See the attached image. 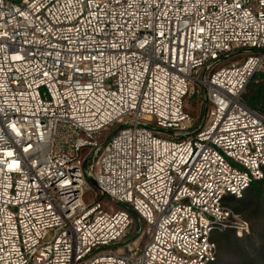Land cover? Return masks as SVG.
Here are the masks:
<instances>
[{"label": "built area", "instance_id": "built-area-1", "mask_svg": "<svg viewBox=\"0 0 264 264\" xmlns=\"http://www.w3.org/2000/svg\"><path fill=\"white\" fill-rule=\"evenodd\" d=\"M263 67L264 0H0V264L213 263L264 179Z\"/></svg>", "mask_w": 264, "mask_h": 264}, {"label": "trees", "instance_id": "trees-1", "mask_svg": "<svg viewBox=\"0 0 264 264\" xmlns=\"http://www.w3.org/2000/svg\"><path fill=\"white\" fill-rule=\"evenodd\" d=\"M193 100L194 111L191 114L194 117V125L201 123V117L205 114V104L207 98L204 91L200 95L190 98ZM243 101L258 111L264 113V71L257 72L247 84L243 94ZM201 104V108L199 109ZM204 108V109H203ZM108 199L99 196L98 200ZM224 204L230 205L237 212L245 213V219L251 224L252 233L237 235L234 228H228L223 231H215L212 239L216 242L218 254L216 260L211 264H264V179L253 181L244 191L242 197L227 196ZM252 208V210H250ZM136 228L132 235H127L125 239L134 240L137 238L138 219L135 213H132ZM232 255L231 259L228 257ZM225 256V257H224Z\"/></svg>", "mask_w": 264, "mask_h": 264}, {"label": "rangeland", "instance_id": "rangeland-1", "mask_svg": "<svg viewBox=\"0 0 264 264\" xmlns=\"http://www.w3.org/2000/svg\"><path fill=\"white\" fill-rule=\"evenodd\" d=\"M262 70L264 71V67L262 68ZM189 109H190V111L192 112V111H194L195 110V108L196 107H194V105H193V100L191 99L190 101H189ZM208 107H209V105H208V103L207 104H205V114H206V112L208 111ZM201 108V104H200V107H199V109ZM197 109V108H196ZM204 109V108H203ZM197 112H198V110H196V114L194 115V114H192V115H194L195 117H197L198 116V114H197ZM193 113V112H192ZM205 114H204V116H202L201 118V122L204 120V118H205ZM114 131V129H109L107 132H106V134L107 135H109V134H111L112 132ZM162 137H165V138H168V136H166V135H161ZM105 204H106V206L108 205V199H101ZM227 207H229V208H231L236 214H240L241 215V217L244 219V220H246L245 218V213H243V212H237V211H235L234 209H233V207H231L230 205H227V204H225ZM121 206V204L119 205V206H115V208H121L120 207ZM250 210H252V208L250 209ZM247 221V220H246ZM138 227L140 226V224L138 223V225H137ZM135 228H136V223L135 222H133V224L130 226V228H129V233H128V235L130 234V235H132L133 233H134V230H135ZM236 230V229H235ZM236 232H237V230H236ZM250 233H252V228H251V224H250V231H249ZM250 233H248V234H250ZM237 235H238V233H237ZM136 239V240H135ZM133 241V243L134 244H137V245H139L140 244V239H141V237H138V238H135ZM146 241V238H144L143 239V241H142V243H144ZM119 247L120 248H122V249H124V245L123 244H121V245H119ZM225 257V256H224ZM228 257H230L231 259L233 258V256L232 255H229Z\"/></svg>", "mask_w": 264, "mask_h": 264}, {"label": "water", "instance_id": "water-1", "mask_svg": "<svg viewBox=\"0 0 264 264\" xmlns=\"http://www.w3.org/2000/svg\"><path fill=\"white\" fill-rule=\"evenodd\" d=\"M95 183V182H94Z\"/></svg>", "mask_w": 264, "mask_h": 264}]
</instances>
